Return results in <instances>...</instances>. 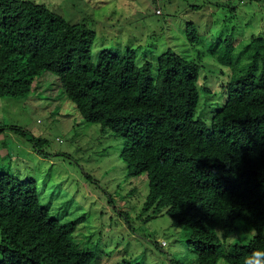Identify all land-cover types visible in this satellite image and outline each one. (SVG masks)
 <instances>
[{
    "label": "trees",
    "instance_id": "trees-1",
    "mask_svg": "<svg viewBox=\"0 0 264 264\" xmlns=\"http://www.w3.org/2000/svg\"><path fill=\"white\" fill-rule=\"evenodd\" d=\"M185 32L198 40L192 23ZM94 40L85 24L43 4L0 0V98L25 97L37 77L53 74L85 122L124 139L127 176L147 178L142 211H164L185 230L197 264H245L264 252V40L255 38L250 62L223 84L224 103L208 125L195 117L196 60L167 51L137 66L128 50L93 61ZM218 49L228 63L231 41ZM217 228L223 240L254 234L227 254ZM74 229L39 203L34 181L0 173V264H91L94 253L74 241ZM247 264H264V254Z\"/></svg>",
    "mask_w": 264,
    "mask_h": 264
},
{
    "label": "rangeland",
    "instance_id": "rangeland-1",
    "mask_svg": "<svg viewBox=\"0 0 264 264\" xmlns=\"http://www.w3.org/2000/svg\"><path fill=\"white\" fill-rule=\"evenodd\" d=\"M27 1L92 29L93 61L102 51L128 50L137 66L155 65L167 51L196 60L195 117L207 125L224 103L223 84L250 62L255 38L264 40V0ZM189 23L198 30L196 42L186 36ZM227 39L233 50L230 61L221 63L218 48ZM124 147L123 138L80 117L51 73L37 77L25 97L0 98V173L34 181L49 214L60 224H75L73 239L94 253L91 264H197L185 230L173 227L164 211H142L147 178L127 176ZM221 233L217 228L227 254L254 234L238 231L223 240ZM217 264L226 263L221 257Z\"/></svg>",
    "mask_w": 264,
    "mask_h": 264
},
{
    "label": "clouds",
    "instance_id": "clouds-1",
    "mask_svg": "<svg viewBox=\"0 0 264 264\" xmlns=\"http://www.w3.org/2000/svg\"><path fill=\"white\" fill-rule=\"evenodd\" d=\"M252 231H254V230H252ZM262 254H264V252H259V251L253 252V253L250 255V257H249L248 259L245 260V264H247V261H248L253 255H257V256H259V255H262Z\"/></svg>",
    "mask_w": 264,
    "mask_h": 264
},
{
    "label": "built area",
    "instance_id": "built-area-1",
    "mask_svg": "<svg viewBox=\"0 0 264 264\" xmlns=\"http://www.w3.org/2000/svg\"><path fill=\"white\" fill-rule=\"evenodd\" d=\"M156 13H159V10H156ZM162 245H164V242H163V244Z\"/></svg>",
    "mask_w": 264,
    "mask_h": 264
}]
</instances>
